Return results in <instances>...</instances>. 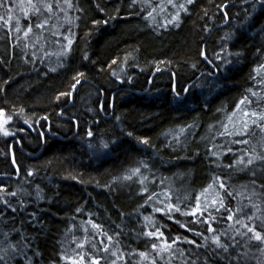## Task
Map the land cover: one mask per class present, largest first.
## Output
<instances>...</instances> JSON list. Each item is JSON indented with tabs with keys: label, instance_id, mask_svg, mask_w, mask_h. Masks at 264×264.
Segmentation results:
<instances>
[{
	"label": "trees",
	"instance_id": "trees-1",
	"mask_svg": "<svg viewBox=\"0 0 264 264\" xmlns=\"http://www.w3.org/2000/svg\"><path fill=\"white\" fill-rule=\"evenodd\" d=\"M152 3L156 0H71L72 44L57 58L32 54L0 23V109L12 117L8 130L14 133L0 134V241L4 233L9 236L0 248L17 241L22 247L24 237L32 264H71L64 257L77 258V252L86 263L92 253L100 264H110L115 259L111 252L117 250L123 257L117 264H151L153 242L181 237L173 249L187 255L196 249L184 238L202 245L196 233L212 235L208 223L200 222L210 220L209 213L217 217L211 223L218 230L232 225L246 231L236 218L227 221L228 213H217L213 206L204 216L173 212L172 219L154 211L177 204L179 197V207L190 212L215 177L227 188L216 183L209 190L218 191L227 207L247 205L245 211L251 213L249 197L259 206V219L245 222L260 230L264 196H252L250 173L238 170L242 165L226 166L245 149L264 154V134L256 126L244 137L219 133L222 124L233 130L228 117L245 95L254 103L242 108L264 109V99L258 107L257 97L247 91L264 97V85L252 79L254 69L264 64V6L258 0H195L186 4L179 26H159L149 16ZM4 10L0 8V15ZM239 139L249 143L234 142ZM137 167L140 173L133 175ZM152 192L157 197L146 203ZM157 229L163 237L146 235ZM229 234L241 245L248 239L235 231ZM85 237L88 242L81 251L77 244ZM260 248L264 245L255 241L249 249L241 247L248 252L247 264H264ZM141 251L150 258L139 257ZM18 260L28 264L22 257Z\"/></svg>",
	"mask_w": 264,
	"mask_h": 264
},
{
	"label": "snow or ice",
	"instance_id": "snow-or-ice-1",
	"mask_svg": "<svg viewBox=\"0 0 264 264\" xmlns=\"http://www.w3.org/2000/svg\"><path fill=\"white\" fill-rule=\"evenodd\" d=\"M136 0H133V4H135ZM195 0H187L188 4H193ZM28 3V9L24 10L25 16L28 15V12L31 11L33 14L36 15H42L41 12V6H38L37 3H34V0H27ZM64 3L67 4L68 8L72 7L71 0H64ZM169 3H172V0H169ZM258 3L261 6H264V0H258ZM42 7L47 10V12L50 14L48 18L44 19L41 22H38L35 24V28L37 29H44L45 25L49 23V20L51 19L52 15H56V12L54 10L53 3H44L43 0H41ZM59 0H56L55 8H59ZM180 8H184V5L181 4L179 6ZM255 7V4L253 5ZM0 8H4L6 12L9 13L7 21L5 23H10L12 20L11 11H12V5L11 0H0ZM186 11V9H185ZM152 13L149 12V16H151ZM225 16H227V13L225 12ZM0 20H5V17L3 15H0ZM176 26H179L178 23ZM16 31H20L19 21L17 20L16 24ZM33 31V25L29 24L27 27V30L24 32V36L27 37L29 33ZM261 31H264V28L261 29ZM19 39V37H17ZM67 39V37H65ZM58 42V41H57ZM68 43V50L70 51V46L72 44L71 39H67ZM66 54V53H65ZM219 59L220 57L217 56ZM87 59V57H85ZM205 59L207 60V56L205 55ZM115 62V61H113ZM209 63H212V61H208ZM227 63V62H226ZM195 67V65H193ZM55 69H53L54 71ZM254 72L256 75L252 77L253 80H255L258 84L264 85V64H260L257 66V68L254 69ZM78 76H83V73H77ZM115 75V72L113 73ZM257 76L260 77V79H257ZM131 78L129 77V80ZM80 80H76V84H79ZM76 84H73V88L76 87ZM185 92L187 89L184 90ZM248 93H250L251 97H257V100L255 103L257 106H260V101L264 99V97H260L259 94L256 91H253L251 88H249ZM63 95V93L61 94ZM174 99L179 104L182 101V97L180 96V93H175ZM254 101L249 98L248 95H245L240 102L236 106V110L233 111V113L228 117L229 123L233 124V130L229 131L228 124H222V128L224 129L222 132H220V135H236L240 137L248 136L251 132V127L256 126L260 129L262 133H264V109L260 111L251 110L242 108L241 105H252ZM237 112L241 113V120L239 123V127H236L234 117L236 116ZM12 119L11 116H6L3 109H0V134H3V136H11L14 135V133L10 132L5 125L8 124V122ZM119 119V118H117ZM27 123V121H25ZM181 131H184L181 129ZM254 135V133H251ZM93 135L92 131L89 130L88 136L91 137ZM128 135H132L131 133H128ZM262 140V147H264V137L261 138ZM237 144H245L247 145L249 143V140L247 139H239L234 141ZM113 143H115L113 141ZM141 143L147 145L148 140L143 139ZM102 147L104 149L109 148L108 143H102ZM229 152L232 151L231 148L228 149ZM215 155V153H213ZM247 156V159L245 157ZM257 162H261L260 164H257ZM13 163L15 161L13 160ZM238 165H242L243 167H240L238 170L241 172H247L250 173L251 176V186H252V196H264V191L258 193L256 191V188L259 187L260 189L264 190V182H259L260 180H264V154H261L256 151L255 148L249 152L247 149L243 150L242 154L237 157L234 160L233 164H229L226 167L228 168H234ZM147 167V165H144ZM251 166V167H250ZM19 171V169H17ZM140 168L137 167L132 170V174H139ZM32 173L29 172V175ZM126 179H131L132 175H129L125 177ZM146 178H142L140 180L141 185L144 184V180ZM218 183L220 189H226L227 186L225 185L224 181L220 177H215L213 184H209L207 188L203 189L201 193L196 197V204L195 207L191 209V211H182V209L179 207V200L180 198L177 197V204L168 203L166 207H155V212H164L166 215H168L169 219H172L171 213L173 212H180L183 215H192L197 216L199 213V216H204V212L207 211L208 207L211 205L215 207V211L217 213H220V209H224L228 215L226 217L227 221H232L234 218L235 223L238 225H241L246 231L241 232L239 228L233 229L232 225H229L228 228L218 230L214 227H212L211 221H215L217 217L212 216L211 213H209V219L201 220V223H208V229L207 231L211 233V236H205L203 233L197 232V236H201L204 240V243L201 245L197 243L195 240H188L185 239V242L191 245H195L196 251H189L187 255H185V252L179 249H173V244H175L177 241L181 240V237H176L175 240H173L171 243H169L167 238H164L163 240H160L159 243L153 242L151 244V248L155 250V254L149 257V253L147 251H141L138 253L139 257L143 259H151V264H174V261H178L179 264H217V261H222L223 264H247L246 257L248 256L247 251H241V247L244 249H249L251 247V242L255 241L258 242L259 245H264V220H261L259 224L260 230H257V225L253 224L252 226H249L248 223L245 222V219L248 221H253L255 219H259V217H256V213L260 212L261 209L256 203L252 202L251 197H249V203L251 204V208L254 210L251 213L245 211V208L248 206L245 205L244 207L237 206L235 210H233L230 207H227L225 205L224 199L221 196V194L217 191L216 196L220 197L219 199H212L210 202V205L208 203V192L209 189H212L214 184ZM242 188L248 187V185H241ZM143 192H148L147 187L142 188ZM9 195L15 196L16 193L12 192ZM157 193L152 192L147 196L146 203L153 200L154 197H157ZM228 196H232L231 192L227 193ZM201 197H204V204L203 208L201 206ZM166 199L170 200V196H166ZM3 203L9 207L12 208V211H16V209L11 205V203L5 199ZM160 203H164V201H160ZM218 205V206H217ZM79 211V209H77ZM0 215H3V212L0 211ZM225 217L223 214L220 215V220H224ZM145 220H148V217H145ZM177 223H180L177 221ZM93 228L100 229V225L92 224ZM181 227H185V225L181 224ZM191 231L192 229H188ZM87 231V230H85ZM230 231H235L237 235L240 237H247V241L243 245L240 244V241L235 238V236L230 235ZM249 233L251 235H249ZM116 235H119L117 233ZM148 237H157L159 239L160 237L164 236L163 232H160L159 229H157L155 232L149 231L146 233ZM223 237V238H222ZM9 239L8 233H4V241H0V244L5 243ZM108 241H112V236H107ZM21 240L24 241L23 246L21 247V241H17L16 243H8L6 247L0 248V264H20V261L18 260V257H22L24 260L28 261V264H32L31 260L28 258L26 249L30 248V244L27 243L26 238L21 237ZM88 242L87 237H85L84 241L77 244V248H79L81 251L84 250V244ZM118 242V241H117ZM103 243V241H101ZM93 249L96 248L95 244L91 245ZM200 249H203V251H199ZM11 250V252L9 251ZM233 250H235V255H233ZM260 251H264V248H260ZM117 251L111 252V256L115 257V259H112L110 261V264H117V260L123 259L122 256L118 255ZM104 252L108 253L109 248L106 245L104 247ZM35 255H39V253H35ZM77 258H74L72 256H65V260H70L71 264H86L85 256L81 254L80 252H77L76 254ZM88 256L90 257V260L88 264H100V259H98L96 256L92 255V253H88ZM105 260H108V257H105Z\"/></svg>",
	"mask_w": 264,
	"mask_h": 264
},
{
	"label": "rangeland",
	"instance_id": "rangeland-1",
	"mask_svg": "<svg viewBox=\"0 0 264 264\" xmlns=\"http://www.w3.org/2000/svg\"><path fill=\"white\" fill-rule=\"evenodd\" d=\"M43 2L53 3L54 10L56 12V15L51 16L49 23L45 25L44 29L35 28L36 23L43 21L50 15L47 10L42 7L41 0H34V3H37L38 6H41L42 15H36L29 11L27 16L24 14V10L28 9L27 0H11L12 20L10 23H5L9 13L4 10L3 16L5 17V20H2V22L0 21V23H2V25L5 26L8 31L10 30L9 35L13 36L15 33L17 36H19L23 45L30 52H33L32 54H38L41 56L48 55L50 57L55 56L57 58L59 56L65 55V53L67 54V39H73L70 30L72 15L71 8H68L67 4L64 3V0H59V8H55L56 0H43ZM181 4L184 5V8L179 7ZM186 4L187 0H172V3H169V0H156V3H152V16H150V19L154 24L159 26L177 23L182 16L181 14L185 11V9L187 10ZM17 20L19 21L20 26L19 32L16 31ZM29 24L33 25V31L29 33L27 37H25L24 32L27 30ZM65 37H67V39H65ZM234 119L238 128L241 120V113L237 112ZM10 122L11 120L7 125H5L7 129ZM207 195L209 205L212 199H218L214 190H209ZM201 202V206L203 208L204 197H201ZM211 207L212 206L210 205L208 209Z\"/></svg>",
	"mask_w": 264,
	"mask_h": 264
},
{
	"label": "water",
	"instance_id": "water-1",
	"mask_svg": "<svg viewBox=\"0 0 264 264\" xmlns=\"http://www.w3.org/2000/svg\"><path fill=\"white\" fill-rule=\"evenodd\" d=\"M228 19V18H227ZM229 23V20H227V23L226 24H228ZM224 26V25H223ZM222 27V26H221Z\"/></svg>",
	"mask_w": 264,
	"mask_h": 264
}]
</instances>
